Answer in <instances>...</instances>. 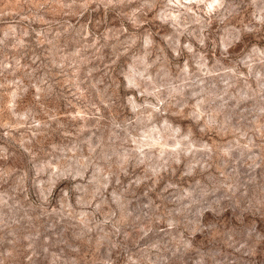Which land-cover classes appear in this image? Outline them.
<instances>
[{
	"label": "rangeland",
	"instance_id": "obj_1",
	"mask_svg": "<svg viewBox=\"0 0 264 264\" xmlns=\"http://www.w3.org/2000/svg\"><path fill=\"white\" fill-rule=\"evenodd\" d=\"M59 2L64 0H0V115L7 125L0 126V264H187L186 254L165 234L169 214H186L181 205L191 197L219 196L264 172V62L246 56L239 73L206 74L194 84L161 77L173 95L199 92L209 113L207 136L191 145L195 160L187 170L189 175L206 170V184L198 181L190 191L177 183L161 195L158 180L153 185L138 179L143 164L129 167L117 184L108 172L133 147L151 154L165 150V143L150 144L149 136L125 147L119 127L80 120L75 85L103 65L100 59L74 61L99 48L96 55L105 63L109 57L120 62L143 41L128 40L125 52L119 41L129 33L135 37L130 24L118 40L109 32L120 27L115 13L91 11L92 4L83 15L66 14ZM105 33L108 38H102ZM220 39L221 50L234 43L230 32ZM150 40L155 44L159 38ZM179 43L198 47L185 36ZM63 186L75 194L60 192ZM223 204L222 197L214 201L216 208Z\"/></svg>",
	"mask_w": 264,
	"mask_h": 264
},
{
	"label": "clouds",
	"instance_id": "obj_2",
	"mask_svg": "<svg viewBox=\"0 0 264 264\" xmlns=\"http://www.w3.org/2000/svg\"><path fill=\"white\" fill-rule=\"evenodd\" d=\"M92 4L95 8L91 11L103 8L105 13H115L113 19L120 27L109 29L113 37L119 40L125 35L126 23L135 30V37L129 33L125 41H119L125 52L131 47L128 40L143 44L120 62L109 57L111 62L105 63L96 55L99 48L74 61L79 65L100 59L103 65L90 69L75 85L73 95L82 113L79 119L92 127H119L120 143L125 147L139 145L149 136L166 146L151 154L133 147L125 162L110 169L108 175L120 184L122 173L128 176L129 167L136 169L143 164V176L138 179L153 185L158 180L156 191L161 195L177 183L190 191L198 181L206 184V170H196L195 175L187 170L193 168L195 160L191 145H198L207 136L209 113L203 109L199 92L173 95L161 77L194 84L206 74L223 78L230 69L239 73L237 65L243 66L246 56L264 62V0H64L57 7L67 9L66 14L83 15ZM223 32H230L234 38L228 50H221ZM180 36L190 38L198 47L193 49L188 43L181 46ZM156 37L159 40L153 44L150 38ZM102 38H108V33ZM114 52L119 55L117 49ZM257 52L261 55L256 56ZM3 119L0 115V126L7 127ZM229 187V192L210 195L206 200L191 197L181 205L186 214H169L170 231L165 230V234L171 235L177 250L186 254L187 264H264V172L257 171L239 186ZM60 192L75 194L68 186L61 187ZM221 197L224 204L214 207V201ZM137 230L147 234L144 227L133 226L132 231Z\"/></svg>",
	"mask_w": 264,
	"mask_h": 264
},
{
	"label": "bare ground",
	"instance_id": "obj_3",
	"mask_svg": "<svg viewBox=\"0 0 264 264\" xmlns=\"http://www.w3.org/2000/svg\"><path fill=\"white\" fill-rule=\"evenodd\" d=\"M157 143H159L158 140H157V139H153V138L151 137V142H150V144H157Z\"/></svg>",
	"mask_w": 264,
	"mask_h": 264
}]
</instances>
